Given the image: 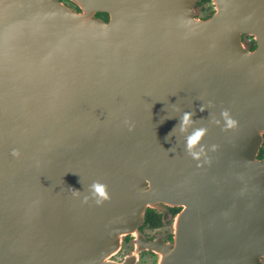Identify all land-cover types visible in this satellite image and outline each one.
<instances>
[{
    "label": "water",
    "instance_id": "1",
    "mask_svg": "<svg viewBox=\"0 0 264 264\" xmlns=\"http://www.w3.org/2000/svg\"><path fill=\"white\" fill-rule=\"evenodd\" d=\"M70 1L0 0V264H114L127 234L179 264L181 233L155 245L138 228L148 207L194 218L216 177L249 212L234 256L261 264L264 0H212L206 19L197 0ZM184 111L189 133L207 129L198 159ZM94 181L110 196L99 204Z\"/></svg>",
    "mask_w": 264,
    "mask_h": 264
},
{
    "label": "flooded vegetation",
    "instance_id": "2",
    "mask_svg": "<svg viewBox=\"0 0 264 264\" xmlns=\"http://www.w3.org/2000/svg\"><path fill=\"white\" fill-rule=\"evenodd\" d=\"M62 1L73 5L71 1ZM76 9L80 10L79 7ZM195 9L196 17L201 19L209 18L215 13L212 0H197ZM98 14L99 12L97 17ZM243 41L248 49L256 47L252 36L243 34ZM256 159L264 160V134ZM212 183L215 184L210 188L200 187L199 197L203 200H199L200 206L195 208L194 218L185 215L184 205L166 204L164 211L148 207L147 210L152 209V215L147 218L145 213L138 228L140 235L146 240L144 242L167 245L173 243L177 234L181 233L184 243L178 257L179 264H243L246 256L235 257L234 246L240 249L241 245L249 241L248 209L244 205L242 207L241 201L235 205L234 200L229 198L233 197V190L238 191L233 187L231 178L229 183L226 181L219 184L216 177ZM141 244L137 245L133 235H125L123 243L110 257V261L114 264H159V252ZM260 260L264 264V255H261Z\"/></svg>",
    "mask_w": 264,
    "mask_h": 264
},
{
    "label": "clouds",
    "instance_id": "3",
    "mask_svg": "<svg viewBox=\"0 0 264 264\" xmlns=\"http://www.w3.org/2000/svg\"><path fill=\"white\" fill-rule=\"evenodd\" d=\"M200 110H205L204 105H201ZM221 116L223 117V124L225 128L235 127L238 123L228 109L222 110ZM193 123V112L184 111L180 120L179 128L181 132L188 133L186 135V148L194 158L198 159L202 154L205 153V146L201 143V141L205 136L207 129L204 127H196L189 133L188 129L191 125H193ZM216 123H221V121L217 120ZM213 147H215V145H213ZM197 148H199V150H197ZM73 189V195H79L80 190L75 188ZM89 189V195L91 196V198H94L96 200V203L98 204L110 198L109 192L107 191V185L101 181H94L91 185H89ZM84 199L85 201H87L89 199V196H85Z\"/></svg>",
    "mask_w": 264,
    "mask_h": 264
},
{
    "label": "trees",
    "instance_id": "4",
    "mask_svg": "<svg viewBox=\"0 0 264 264\" xmlns=\"http://www.w3.org/2000/svg\"><path fill=\"white\" fill-rule=\"evenodd\" d=\"M67 1H70V0H67ZM98 16L99 17H102L103 19H107V17H108V15L106 14V13H102V12H99V14H98ZM152 209H149V210H147V212H146V217L148 218H150L151 217V215H152ZM153 217V216H152Z\"/></svg>",
    "mask_w": 264,
    "mask_h": 264
}]
</instances>
